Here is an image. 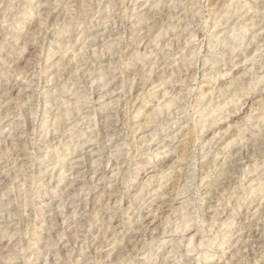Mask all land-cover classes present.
Here are the masks:
<instances>
[{
    "label": "rangeland",
    "instance_id": "374dc122",
    "mask_svg": "<svg viewBox=\"0 0 264 264\" xmlns=\"http://www.w3.org/2000/svg\"><path fill=\"white\" fill-rule=\"evenodd\" d=\"M263 237L264 0H0V264H264Z\"/></svg>",
    "mask_w": 264,
    "mask_h": 264
},
{
    "label": "bare ground",
    "instance_id": "6f19581e",
    "mask_svg": "<svg viewBox=\"0 0 264 264\" xmlns=\"http://www.w3.org/2000/svg\"><path fill=\"white\" fill-rule=\"evenodd\" d=\"M174 6V5H173ZM172 9V8H171ZM234 12V11H233ZM228 16V15H227ZM220 27V26H219ZM237 30V29H236ZM178 34V33H177ZM195 36V35H194ZM176 37H177V35H176ZM203 37V36H202ZM174 40V39H173ZM226 40V39H225ZM219 46V45H218ZM221 46V45H220ZM224 48V47H223ZM230 49V48H229ZM97 57V56H96ZM160 67V66H159ZM255 76V75H254ZM160 77V76H159ZM260 77H258V79H259ZM263 78V77H262ZM140 86V85H139ZM126 90V89H125ZM107 92V91H106ZM99 93V92H98ZM174 97V96H173ZM176 97V96H175ZM188 98V97H187ZM238 102V101H237ZM171 103V102H170ZM174 103V102H173ZM159 105V104H158ZM90 106V105H89ZM119 106V105H118ZM54 111V110H53ZM86 116V115H85ZM167 116V115H166ZM78 121V120H77ZM47 128V127H46ZM117 136V135H116ZM106 141V140H105ZM161 143V142H160ZM230 143V142H229ZM262 143V142H261ZM257 146V145H256ZM165 147V146H164ZM166 148V147H165ZM229 148V147H228ZM253 149V148H252ZM258 149V148H257ZM52 150V149H51ZM259 150H260V147H259ZM254 151V150H253ZM258 151V150H257ZM238 152V151H237ZM236 151H234V153L233 154H236L234 157V160H232V163L231 164H233L236 160H239V161H236L237 163V165H240L241 164V162H242V160L244 159V157H245V154H243L242 156H239V154L237 153ZM245 152V151H244ZM246 152H248V150L246 151ZM245 152V153H246ZM84 153V152H83ZM250 153V152H249ZM255 153V152H254ZM86 153H84V154H82V155H80V156H83V155H85ZM237 154H238V156H237ZM80 156L78 157V156H76L75 158H74V161L73 162H75V163H77V162H81V158H80ZM216 156V155H215ZM257 156V155H256ZM78 157V158H77ZM192 158V157H191ZM54 159V158H53ZM83 159V158H82ZM243 162H244V160H243ZM92 163V162H91ZM230 163V162H229ZM80 164V163H79ZM230 165V164H229ZM206 166V165H205ZM235 166V165H234ZM232 167V166H231ZM210 168V167H209ZM168 169V168H167ZM178 169H179V167H178ZM177 169V170H178ZM181 169V168H180ZM180 169H179V171H180ZM254 169V168H253ZM179 171H177L178 173H179ZM233 171V170H232ZM105 172V171H104ZM171 173H173V172H171ZM178 173H176V174H178ZM108 174V173H107ZM53 175V174H52ZM179 175V174H178ZM241 176V175H240ZM98 179H99V177H98ZM100 181V180H99ZM251 181V180H250ZM263 184V183H262ZM242 185V184H241ZM164 186V185H163ZM167 186V185H166ZM166 186H164V187H166ZM262 186V185H261ZM160 187H162V186H160ZM257 187V186H256ZM223 188V187H222ZM197 191V190H196ZM258 191V190H257ZM78 192V191H77ZM163 192V191H162ZM100 194V193H99ZM234 197H236V196H234ZM162 200V199H161ZM219 200V199H218ZM263 201V200H262ZM226 202V201H225ZM240 202V201H239ZM214 203V202H213ZM252 203V202H251ZM209 204V203H208ZM187 205V204H186ZM66 206V205H65ZM217 206V205H216ZM184 207V206H183ZM259 207V206H258ZM175 208V207H174ZM184 210V209H183ZM188 210V209H187ZM186 210V211H187ZM232 210V209H231ZM107 211V210H106ZM103 213V212H102ZM171 214V213H170ZM185 214V213H184ZM71 215V214H70ZM74 215V214H73ZM173 215V214H172ZM213 215V214H212ZM262 215V214H261ZM147 216V215H146ZM218 216V215H217ZM90 217V216H89ZM145 217V216H144ZM143 217V218H144ZM187 217V216H186ZM250 217V216H249ZM88 218V217H87ZM184 218V217H183ZM185 219V218H184ZM145 220V219H144ZM180 220V219H179ZM229 220V219H228ZM223 221V220H222ZM215 222V221H214ZM259 222V221H258ZM183 224V223H182ZM215 225V224H214ZM177 226V225H176ZM257 226V225H256ZM262 227V226H261ZM260 226H258L257 228L258 229H260L261 228ZM217 228H218V226H217ZM83 229V228H82ZM124 229V228H123ZM210 229H212V228H210ZM126 231V230H125ZM208 232V231H207ZM256 232V231H255ZM258 233H260V232H258ZM71 234V233H70ZM256 234V233H255ZM254 234V236H256ZM240 235H242V234H240ZM59 237V236H58ZM258 237H259V235H258ZM262 237V236H261ZM260 237V238H261ZM215 238V237H214ZM255 239V238H254ZM73 240V239H72ZM259 240V239H258ZM262 240V242L264 243V237H263V239H261ZM213 242V241H212ZM72 244V243H71ZM80 245V244H79ZM241 245V244H240ZM263 246H264V244H263ZM240 247V246H239ZM244 247V246H243ZM98 248V247H97ZM84 249V248H83ZM237 253V252H236ZM225 254V253H224ZM234 254V253H233ZM246 255V254H245ZM244 255V256H245ZM237 256V255H236ZM87 260V259H86ZM215 260V259H214ZM92 261V260H91ZM206 261H208V262H210L211 260H210V258L209 259H206ZM197 262V261H196ZM212 262V261H211ZM207 263V262H206ZM181 264V263H180Z\"/></svg>",
    "mask_w": 264,
    "mask_h": 264
}]
</instances>
